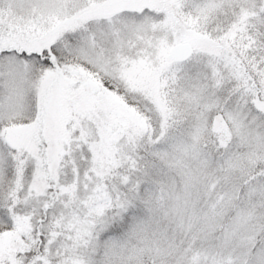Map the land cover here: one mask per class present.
<instances>
[{"label":"snow or ice","instance_id":"6c2138e0","mask_svg":"<svg viewBox=\"0 0 264 264\" xmlns=\"http://www.w3.org/2000/svg\"><path fill=\"white\" fill-rule=\"evenodd\" d=\"M0 264H264V0H0Z\"/></svg>","mask_w":264,"mask_h":264}]
</instances>
